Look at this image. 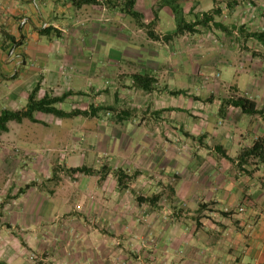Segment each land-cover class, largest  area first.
Wrapping results in <instances>:
<instances>
[{"label": "crops", "instance_id": "1", "mask_svg": "<svg viewBox=\"0 0 264 264\" xmlns=\"http://www.w3.org/2000/svg\"><path fill=\"white\" fill-rule=\"evenodd\" d=\"M125 1L100 0L97 5L78 8L71 0H0V84H7L2 91L9 110L24 109L21 104L40 85V98L47 92L54 96L72 92L69 100L88 111L95 105L88 103L93 92L81 87L107 76L114 79L97 89V96L116 110L104 113L108 127L115 131L109 137L108 129L95 125L99 135L90 145L96 154L95 173H75L96 179L88 185L92 195L83 201L86 212L73 223L52 229L59 230L55 251L60 264H264V163L252 160L240 166L237 161L242 150L264 139V45L248 36L264 31V0H178L190 17L187 22H195L204 13L221 12L215 22L228 31L217 28L220 35L213 49L211 40L190 33L165 40L175 34H167L168 29H177L172 9L163 6L162 0H138L135 10L145 24H155L159 39L143 36L144 30L132 23L140 35L133 42L135 49L129 48L132 52L106 42V37L122 36L126 25L130 28ZM234 40L236 47H232ZM198 41L197 52L203 53L202 45H206V51H214L235 69L229 70L237 79L212 84L191 74L190 86L213 88L217 95L226 93L229 98L247 96L256 102L260 114H244L241 108L227 104L229 98L192 101L190 87L176 81L182 70L174 61L180 56L191 61ZM103 47L114 60L123 62L127 55L139 64L125 60L123 66L103 67L98 74L92 58ZM79 62L82 67L77 75L66 80ZM137 74L154 76L158 88L182 85L179 90L184 94L146 93L134 85ZM72 79H76V89L71 87ZM173 98L186 99L189 104L174 105ZM123 112L129 117L119 121L117 116ZM86 118L94 121L95 116ZM133 119L136 128L130 133L126 124ZM78 152L66 158L72 162L69 165L59 163L63 174L85 166L74 160ZM119 169L138 173L129 189L118 186L115 173ZM157 194L162 196L157 206L137 200ZM47 220L24 210L9 230H2L8 236L2 239L8 242L4 246L8 250L0 252V262L15 264L21 259L25 251L21 237L27 245L28 237L34 242L27 233ZM79 237L87 239L89 247L80 244ZM41 252L48 254L47 249ZM26 261L23 264H31Z\"/></svg>", "mask_w": 264, "mask_h": 264}, {"label": "rangeland", "instance_id": "2", "mask_svg": "<svg viewBox=\"0 0 264 264\" xmlns=\"http://www.w3.org/2000/svg\"><path fill=\"white\" fill-rule=\"evenodd\" d=\"M184 18L188 21L190 17L188 15H184ZM132 23H136V20L131 16H128L127 24L130 25ZM126 28H122L121 32L122 36H111L106 37V42L116 45L121 50L129 51V48L135 49L134 43L135 40H139L140 35L132 28L126 25ZM143 29V28H142ZM156 32L155 27L153 28ZM143 36H148L145 29ZM197 34H192V36L197 37L201 40H211L212 47L216 48L215 40H218L217 37L220 35V30L217 29L214 25L209 28H204L199 26ZM177 29L171 28L167 30V34L176 33ZM125 35V36H124ZM230 38V36H228ZM80 44V43H79ZM199 44H194L196 48V52L193 54V58L190 61L189 58L180 56L175 59L174 64L177 67L180 66V70H182V75L176 78V81H181L190 87L192 91V101H213L215 99L220 100L229 97L225 95L226 93L217 95L216 91H213V88L210 89L208 87L195 86L192 84L190 86L189 76L191 74H196L195 77L198 80H206L207 82L214 84L217 81V84L220 81L224 83H232L237 77L230 72L229 69L235 71V69L231 66L228 67V63H225V60L218 59L217 55H214V51H206V45H202L205 50L203 53L200 51V46H196ZM237 46V41L234 40L233 46ZM172 47V46H171ZM173 48V47H172ZM233 49V48H232ZM230 51H232L230 49ZM168 52V51H167ZM164 55V54H163ZM209 55V56H208ZM201 56V57H200ZM208 57V58H207ZM119 59V58H118ZM212 59V60H210ZM94 65L97 66V73L100 74V69L103 67H107L110 65H115L116 69L119 68L120 65H124L125 60L132 61L139 64L138 60L132 58L130 56H125L123 62L121 59L114 60V55H109L107 53V47H103L102 51L95 55L92 58ZM227 60V59H226ZM147 60H144L146 62ZM122 62V63H121ZM234 61H232L233 63ZM245 62V61H244ZM209 64V65H208ZM211 64V65H210ZM236 65V69L239 70V65L234 62ZM76 70L71 73H67L65 79L73 78V76L77 75V70L82 67V63H78L76 65ZM140 67V65H139ZM146 66H143L142 71ZM200 68L201 71L199 70ZM179 69H176L179 70ZM110 72V74L113 72ZM198 70V71H197ZM138 73H141L138 72ZM147 73V71L143 72ZM242 73V71L240 72ZM217 75H219L217 77ZM72 76V77H71ZM217 77V78H216ZM106 79V80H105ZM195 79V78H194ZM75 80L73 81L72 89L75 88ZM109 83H113L114 79L112 77H104V79L100 82L91 81L88 82L87 87H81L84 91L89 89L93 94L89 98V104H95L97 106H101L102 108H107L106 103L97 96L98 90L100 87L105 86L106 81ZM128 81L130 79L128 78ZM131 82V81H130ZM69 82H67V86ZM111 88L114 87V84L109 86ZM161 86L160 88H163ZM171 90H179L182 88V85L173 84L169 86ZM79 88V87H77ZM7 90V84H0V91ZM188 89V88H186ZM211 90V91H210ZM245 90L247 88L245 87ZM244 90V91H245ZM210 92V93H209ZM212 92V93H211ZM96 93V94H94ZM211 98L209 97L210 95ZM215 94V95H214ZM5 94L0 93V114L2 111L9 109L7 108L8 104L5 102ZM225 95V96H224ZM234 95V94H233ZM245 95V94H244ZM222 96V97H221ZM233 97H238L233 96ZM231 99V98H229ZM87 100V99H85ZM183 101H186L188 106L189 102L186 99L173 98L172 104L180 105ZM28 101L26 103L21 104V108L26 107ZM94 105V106H95ZM60 109L65 112H72L73 110H80L78 106H75L73 100H66L65 103L58 106ZM82 108V107H81ZM213 108L212 110H214ZM106 111H100L97 113L96 118L93 120H88L84 116H78L69 119H61L51 115L44 114H36V119L39 118V123L34 124L29 121H25L24 125H19L16 123H11L10 127L12 128L8 134H5L0 139V252L3 254L8 249L5 246L7 241H3V238H8L7 235L3 236L2 230H9V227L14 225L15 220L19 217L23 216L24 210L27 213H33V215H44L48 220L45 221L43 226H35L34 232H28L27 236H32L33 241L28 237V245L25 242L24 238L21 237V241H19L21 246L25 248V251L21 256V259L18 258L15 261V264H23V259L26 258V262H30L31 264H60L61 259L59 254L55 251V242L56 236L59 233V230L52 231V229H58L61 226L70 223H73L77 215L83 214L86 212V205L84 199L90 197L92 195V191H90V186L96 182L95 178H81L80 174H73L66 171V175L62 172V166H65L64 163H72L71 161H65L69 156H72L74 152H78L80 154L75 155V159L77 165L80 163L84 164L86 167L92 168L96 164V154L93 150H91L90 145L93 140L99 135L98 130L95 131L96 126L104 127L108 129L109 137H112L115 128L108 127V122L105 117ZM183 116L181 115V118ZM38 120V119H37ZM135 120H130L126 125L129 127L130 133L136 127H134ZM138 123V122H137ZM137 140V137L132 139V142ZM70 160V159H69ZM82 161V162H81ZM99 162H102L99 160ZM69 165V164H68ZM65 173V172H64ZM48 177V179H47ZM38 179L37 181H35ZM32 182H36L37 187L29 190L26 194L20 195L19 190L25 187L27 184ZM88 183V184H87ZM87 187H86V185ZM135 190V189H132ZM14 201H16L14 203ZM14 204V205H13ZM53 222V223H52ZM53 224V225H52ZM17 229V228H16ZM50 229V230H48ZM61 229V228H60ZM20 231V230H18ZM50 233V234H49ZM76 235V234H75ZM10 236V235H9ZM59 236V235H58ZM73 236V234H72ZM56 239V240H55ZM80 244L85 243L86 247H89L87 243V239L78 238ZM40 240H46L45 242L40 243ZM24 241V242H23ZM38 241V243H37ZM4 242V243H3ZM63 242V239L61 240ZM29 244L32 248H29ZM10 246V245H8ZM18 246V245H17ZM20 248V247H19ZM18 248V249H19ZM44 249H47V253H42ZM3 252V253H2ZM11 252V250H9ZM5 254V253H4ZM25 256V257H24Z\"/></svg>", "mask_w": 264, "mask_h": 264}, {"label": "trees", "instance_id": "3", "mask_svg": "<svg viewBox=\"0 0 264 264\" xmlns=\"http://www.w3.org/2000/svg\"><path fill=\"white\" fill-rule=\"evenodd\" d=\"M71 1L76 7L80 8L87 5H97L99 4L100 0H71ZM137 1L138 0L125 1V10L127 11V14L136 20L140 28L146 30L149 38L158 40L159 35H157V33L153 29L155 24L152 23L145 24L143 22L144 19L143 15L135 10ZM162 3L163 6L164 5L169 6L172 9L177 22L176 33L174 35L165 36V40L167 41H170L174 36L180 37L187 33L196 34L199 31L198 30L199 26H202L204 28H209L211 27V24L219 29H225V31H228L227 28L215 22V17L220 15L221 13L218 10L217 11L215 10L212 13H204L201 16H197L195 22H187V20L184 18L185 14L183 8H181L178 5V0H162ZM239 30L241 32L244 31V27H242ZM248 36L254 38L257 42L264 45V31L252 33V34L248 33ZM133 80L135 87L140 90H143L146 93H150L155 90H158L163 93H168L172 96H180L184 94V92L181 90H176V91L170 90L168 86H164L163 88H158L157 87L158 80L154 76L137 74L133 77ZM40 91H41V87L40 85H37L30 94L28 99V104L24 109L17 111L6 109L1 112L0 139L3 135L8 134L10 132L11 123L23 124L25 121H29L34 124L39 123V120L36 119V114L51 115L61 119H69L78 116L94 117L97 115V113L104 110L106 112L116 111L112 107L102 108V107L91 106L88 111L73 110L72 112H65L64 110L60 109L58 106L65 103L66 100L72 97L73 95L72 92L63 94L62 96H54L52 92H47L43 98H40L39 97ZM226 101L227 104L231 106L241 108L243 113L246 115L255 116L260 114V112L257 110L256 102H254L247 96L233 97ZM117 117L119 121L121 120L123 121L126 119V117H129V115L128 112H123V114H119ZM252 160H258V162L264 163V139H259L254 143L252 147L242 150V152L237 158V161L240 166L247 165ZM67 171L73 174L80 172L86 175H91L95 173V171L92 168L86 166L76 169H69ZM115 174H116V180L118 186L121 189H129L130 188L129 185L136 179V176H138V173H135L134 175H130L122 169L117 170ZM37 185L38 184L36 182L27 184L25 187L19 190V194L24 195L29 190L37 187ZM161 198L162 196L160 194H157L149 198L138 197L137 200L139 201V203H145L148 201L151 205L157 206ZM0 264H5V263L0 262Z\"/></svg>", "mask_w": 264, "mask_h": 264}, {"label": "built area", "instance_id": "4", "mask_svg": "<svg viewBox=\"0 0 264 264\" xmlns=\"http://www.w3.org/2000/svg\"><path fill=\"white\" fill-rule=\"evenodd\" d=\"M239 211H240V212H243V211H244V209H243V208H240V209H239Z\"/></svg>", "mask_w": 264, "mask_h": 264}]
</instances>
